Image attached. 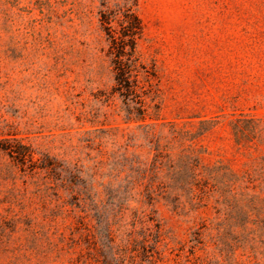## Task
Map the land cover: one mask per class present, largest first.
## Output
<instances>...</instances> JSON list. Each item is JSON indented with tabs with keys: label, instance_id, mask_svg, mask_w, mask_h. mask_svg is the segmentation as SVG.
<instances>
[{
	"label": "rangeland",
	"instance_id": "1",
	"mask_svg": "<svg viewBox=\"0 0 264 264\" xmlns=\"http://www.w3.org/2000/svg\"><path fill=\"white\" fill-rule=\"evenodd\" d=\"M101 2L0 0V264H264V0H137L132 93Z\"/></svg>",
	"mask_w": 264,
	"mask_h": 264
},
{
	"label": "trees",
	"instance_id": "2",
	"mask_svg": "<svg viewBox=\"0 0 264 264\" xmlns=\"http://www.w3.org/2000/svg\"><path fill=\"white\" fill-rule=\"evenodd\" d=\"M115 8L100 11V22L108 32L109 38L116 50L115 64L117 65V79L124 82L127 91L132 93L135 90L131 85V77H137L143 70L145 77L148 78L149 71L139 62L136 56V37L140 33V21L135 12L137 0H114ZM107 0H102L101 5L104 7ZM116 22L119 29L112 28V23ZM111 54H114L113 52ZM8 150V151H7ZM25 147L22 151L5 149L12 158H24ZM150 218L148 222H151ZM135 225V223L133 224ZM133 234V233H132ZM132 234H129L131 236ZM143 239L139 244L145 249L147 243H151V251L153 252L160 241L159 225L148 226L145 231H142Z\"/></svg>",
	"mask_w": 264,
	"mask_h": 264
}]
</instances>
